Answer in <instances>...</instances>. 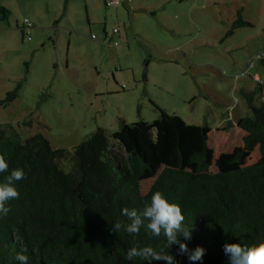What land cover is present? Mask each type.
Listing matches in <instances>:
<instances>
[{
  "label": "rangeland",
  "instance_id": "1",
  "mask_svg": "<svg viewBox=\"0 0 264 264\" xmlns=\"http://www.w3.org/2000/svg\"><path fill=\"white\" fill-rule=\"evenodd\" d=\"M125 4L116 9L105 0H0V99L22 85L15 100L0 106L2 127L22 141L41 132L54 148H66L69 155L60 163L66 172L74 168V147L98 128L112 135L122 119L151 122L160 117L157 107L206 129L211 163L241 147L245 132L236 130V122L253 116L242 91L264 83V0ZM239 15L250 25L234 27ZM25 18L34 25L30 40L21 30ZM39 28L45 44L35 51ZM104 28L114 39L97 47L92 35ZM116 56L131 69L113 84ZM259 158L256 148L248 163ZM151 182L143 183V192Z\"/></svg>",
  "mask_w": 264,
  "mask_h": 264
},
{
  "label": "trees",
  "instance_id": "2",
  "mask_svg": "<svg viewBox=\"0 0 264 264\" xmlns=\"http://www.w3.org/2000/svg\"><path fill=\"white\" fill-rule=\"evenodd\" d=\"M247 25L241 15L233 23ZM260 60L264 66V50ZM19 89L8 91L0 106L17 98ZM242 94L253 111L236 122L245 132L243 145L213 163L206 129L159 107L160 117L151 122L122 119L112 135L98 128L74 147L69 172L60 165L69 155L66 148H54L41 132L22 141L0 124V154L9 164L0 181L13 168L26 174L16 182L20 198L10 201L12 211L0 218V264H19L21 242L28 264H148L125 260L128 248L150 244L159 250L164 237L152 236L147 220L137 236L111 227L116 220L127 222L123 208L142 211L156 191L180 205L184 225L193 226L192 239L182 241L189 249H206L195 264H228L225 242L244 246L264 238V83ZM256 148L260 158L248 163ZM147 181L152 182L143 192ZM177 249L168 250L176 264H190Z\"/></svg>",
  "mask_w": 264,
  "mask_h": 264
},
{
  "label": "clouds",
  "instance_id": "3",
  "mask_svg": "<svg viewBox=\"0 0 264 264\" xmlns=\"http://www.w3.org/2000/svg\"><path fill=\"white\" fill-rule=\"evenodd\" d=\"M9 170V164L4 155L0 154V174ZM26 179V174L22 168H13L9 175L0 181V218L7 217L12 211L10 201L18 200L20 193L16 187V182ZM122 215L127 218V222L116 220L112 223L111 231L119 233L126 231L130 236H137L148 221L146 228L154 237L163 236L165 243L159 250L150 244L140 246L139 244L128 248L124 257L127 261H134L136 258L152 264L153 261H164L165 264H176V257L170 250L173 245H178L177 254L186 255L190 264L202 261L206 249L196 246L189 249L188 244L183 242L192 239V227L184 225L185 216L180 205L171 203L161 191L152 194L150 201L145 203L142 211L127 207L122 209ZM227 235V232H225ZM18 241L20 238H17ZM27 249L23 247L15 254V260L19 264H28L29 257L25 255ZM223 251L228 259V264H264V238L258 237L250 244L242 246L239 243L225 242Z\"/></svg>",
  "mask_w": 264,
  "mask_h": 264
},
{
  "label": "crops",
  "instance_id": "4",
  "mask_svg": "<svg viewBox=\"0 0 264 264\" xmlns=\"http://www.w3.org/2000/svg\"><path fill=\"white\" fill-rule=\"evenodd\" d=\"M129 0H122V3L120 4V5H123V6H126V2H128ZM120 5H118V6H114V8H116V9H118L119 8V6ZM5 18H7L6 16H5ZM22 27H23V23H22V25H21ZM22 27H21V30H22ZM33 27H34V25H33ZM32 27V28H33ZM44 28V27H43ZM71 31V33L73 32V30H70ZM120 31H118V32H116V33H119ZM22 33H23V30H22ZM102 33H103V35H102ZM113 33H115L114 31H113ZM99 34H100V36L98 35V36H95L94 34L92 35V37L96 40V43H95V46H97V47H99V46H103V45H105V44H109L110 42H112L113 41V36L111 35H109V33H108V31H107V29L106 28H104L103 30H99ZM23 35H24V33H23ZM46 34H45V30L43 29H41V28H39V30H37V33H36V38L38 39L37 40V42H35V43H33L32 44V48L36 51V49H38V43H40L41 45H44L45 44V42H44V36H45ZM71 43V41H69V44ZM52 44L54 45V47H55V45H56V41H55V39H53L52 40ZM115 45V44H114ZM116 46V45H115ZM35 51H33V52H35ZM115 57V56H114ZM117 57V60H118V64L120 65L119 67H117L118 68V71H116V72H112L111 73V77H112V82H113V84H117V83H119V80L118 79H122V78H124L123 77V73L124 72H126V71H129L130 69H131V67H130V65H122V62L119 60V58H120V56H116ZM73 61H74V59H73ZM148 64H149V61L146 59L145 60V71H144V74H143V79L144 80H146L147 79V74H146V70H147V68H148ZM65 65H66V68H70V66L72 65V56L70 55V51H69V49H68V51H67V54H66V56H65ZM124 68H123V67ZM133 78L134 79H136V76L133 74ZM17 85H20V89H21V87H22V85L19 83V84H17ZM127 88V86L125 85V84H123L122 85V89H126ZM20 89H19V92H20ZM110 91H114V90H109V92ZM101 93H103V92H101ZM18 97V96H17ZM16 99V98H15ZM14 99V100H15ZM236 130H238V131H243L244 132V130L243 129H241L238 125H237V123H236ZM243 134V133H242ZM243 136H244V134H243Z\"/></svg>",
  "mask_w": 264,
  "mask_h": 264
},
{
  "label": "built area",
  "instance_id": "5",
  "mask_svg": "<svg viewBox=\"0 0 264 264\" xmlns=\"http://www.w3.org/2000/svg\"><path fill=\"white\" fill-rule=\"evenodd\" d=\"M122 2V0H105V4L106 6H118L120 5ZM33 25H32V22L28 19V18H25L24 21H23V27H22V30H23V33H24V36L30 40L31 39V29H32ZM115 33L118 32L119 30L117 28H115L113 30ZM117 44V42H115Z\"/></svg>",
  "mask_w": 264,
  "mask_h": 264
}]
</instances>
